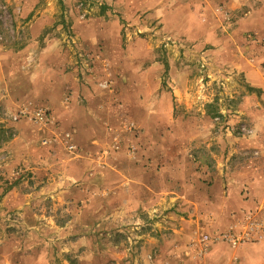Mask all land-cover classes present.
<instances>
[{
  "label": "crops",
  "instance_id": "crops-1",
  "mask_svg": "<svg viewBox=\"0 0 264 264\" xmlns=\"http://www.w3.org/2000/svg\"><path fill=\"white\" fill-rule=\"evenodd\" d=\"M184 1L171 14L168 9L164 13L167 6L160 0L107 3L127 22L147 13L166 24L173 14L180 16L182 25L175 27L184 32L178 35L189 45L199 42L196 51L208 63L203 65L215 69L222 78L224 71L242 77L252 93L238 98L237 112L253 135L243 139L228 136V141H221L223 152L217 156V146L211 141L220 137L211 118L201 110L200 114L193 112L190 67L183 64L180 73L171 74L170 87H162L164 67L145 39L135 38L125 50L120 17L112 13L103 18L76 15L72 0H65V21L71 35L57 25L53 0L48 2L51 8L42 11L41 0H11L14 21L29 20L28 41L18 51L0 47L1 99L14 113L32 114L39 108L51 112L52 124H34L43 151L60 150L63 136L72 135L76 150L69 153L75 162L84 161L92 167L90 175L96 184L111 192L104 196L108 210H98L101 207L94 202L96 209L91 210L96 215H110V226L112 214L133 215L141 209H154L165 198L172 202L182 199L186 207L183 213L215 212L219 233L237 232L243 217L257 214L251 209L264 212V0ZM181 8L190 12L182 14ZM212 19L217 26L209 22ZM195 22L199 24L196 33ZM174 35L167 33V39H177ZM76 43L91 53L102 50L86 83L79 78V62L72 47ZM29 121L20 125L26 128ZM211 146L213 150H208ZM195 149L209 160L213 156L218 169L213 180L210 175L204 177L205 172L188 169L187 158H192L190 153ZM226 153L224 162L220 156ZM118 188L120 201L115 207L111 199ZM245 197L249 201L240 200ZM233 200L240 204L239 211L227 206ZM218 204L221 208L225 204L227 211L222 212ZM206 247H214V253L205 255L199 248L186 257L175 251L166 260L155 259L151 264H264V239L236 246L218 241Z\"/></svg>",
  "mask_w": 264,
  "mask_h": 264
},
{
  "label": "rangeland",
  "instance_id": "rangeland-1",
  "mask_svg": "<svg viewBox=\"0 0 264 264\" xmlns=\"http://www.w3.org/2000/svg\"><path fill=\"white\" fill-rule=\"evenodd\" d=\"M53 1L52 9L57 16V25L60 23L65 33L71 35L70 26L65 21V0ZM181 1L184 0H160V4L167 6L163 9L164 13L168 9L171 14L175 9H180ZM48 2L49 0H41L39 11L51 8ZM3 3L8 6V13L5 15L0 9V47L18 51L28 41L29 20L14 21L11 16V0H0V5ZM71 4L72 11L85 18H103L112 13L121 20V15L113 12V7H109L107 0H72ZM181 12L186 14L190 11L181 8ZM149 14H139L134 22L121 20L124 26L123 48L126 50L135 38L145 39L153 49L156 61L164 67L162 87H170L173 72L180 73L184 68L183 64L190 67L191 95L194 100L192 105L195 109L193 112L200 114L201 110L211 118L213 130L220 137L217 141H211L217 146L214 148L217 156L222 151L221 141H228V136L245 137L238 136L237 133H226L215 122L216 116L224 113L228 116L229 123L235 126L239 122H245L237 112V100L252 92L236 72L224 71L225 78H222L215 69L203 65L208 63L202 61L199 51H196L199 42L195 40L189 45V42L178 35L179 32H184L182 28L178 30L175 27L177 23L182 25L180 16L173 14L166 24L161 21L163 19H154ZM209 22L215 24L216 21L212 19ZM198 23L200 24V19ZM198 23H192L195 33L199 30ZM214 24L212 28L215 27ZM167 33L178 37L167 39ZM251 42L255 43L254 40ZM76 45L72 47L77 62L82 63H76L79 78L86 83L85 78L93 73L99 60H90L85 54L101 56L102 50L91 53L86 47ZM80 55L83 57L80 58ZM1 94L0 264H151L155 263V259L166 260L164 258L173 255L175 251L176 255L183 253L186 257L192 254V250L194 252L199 248H202L205 255L214 253V247L206 245H216L218 241L241 245L264 239V225L259 230H250L249 224L247 225L249 222H264V212L260 214L259 209H251V213L256 211L258 215H247L240 220L239 231L231 230L223 234L216 229L218 219H215V212L183 213L185 205L182 199L172 202L164 198L154 209H141L133 215L112 214L110 226V215H96L91 211L95 208L92 202L97 204V208L101 207L98 210H108L104 196L111 193L102 184H96L94 176L90 175L92 167L85 165L84 161L75 162V157L63 148V144L59 145L62 146L60 150L49 149L47 152L39 148V130L35 123L23 119L30 122V126L25 128L24 124L20 125L23 120L14 123L8 119V114L15 113L8 108L5 99H1ZM14 124L17 126H13ZM14 141L16 142L13 143ZM11 143L13 144L10 145ZM210 148L213 150L212 146L208 150ZM195 150H191L192 158H187L188 169L193 167L200 173L205 172L203 176L210 175L213 180L218 170L213 156L210 155L209 160L203 153ZM222 155L224 159L220 156L221 159L226 162L228 154ZM25 159L28 160L23 163ZM204 168L206 171H203ZM114 190L117 193L114 192L111 201L116 203L115 207H119L120 188ZM240 200L249 201V198ZM146 202L150 203L151 198ZM218 206L224 213L227 206H234L235 211L240 208L235 200L228 202L227 206L224 204L222 208L220 204ZM211 209L214 210V207ZM221 210L218 208L219 212ZM220 216L225 221L224 216Z\"/></svg>",
  "mask_w": 264,
  "mask_h": 264
},
{
  "label": "built area",
  "instance_id": "built-area-1",
  "mask_svg": "<svg viewBox=\"0 0 264 264\" xmlns=\"http://www.w3.org/2000/svg\"><path fill=\"white\" fill-rule=\"evenodd\" d=\"M1 12L3 14L8 13V6H6L4 3L0 5ZM83 56L80 55V58ZM85 57L92 59H100V55H90V54H85ZM8 119H10L14 123H18L23 119L31 120L34 122L36 125L39 126H49L53 122V118L51 115V112L48 109L45 108H39L35 110L32 114H29L26 111H19L16 112L15 114H8ZM215 122L223 127L225 129L226 133L233 134L237 133L238 136L242 137H250L253 135V130L245 123V122H239L236 126L231 125L229 123V118L227 115L224 113H220L218 116L215 118ZM73 137L71 134L67 133L63 136L62 143L64 144L65 148L69 150L70 152H73L76 150V146L72 143ZM55 142H58V140H55ZM251 220L254 219L252 217H248ZM264 221V220H263ZM249 229L250 230H259L262 228V225H264V222L258 223V222H249ZM236 243V242H234ZM237 245V243L235 244Z\"/></svg>",
  "mask_w": 264,
  "mask_h": 264
}]
</instances>
